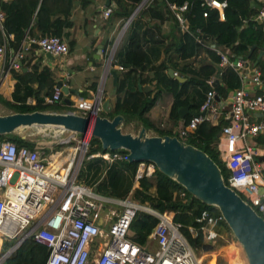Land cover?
I'll use <instances>...</instances> for the list:
<instances>
[{"label":"built area","instance_id":"built-area-1","mask_svg":"<svg viewBox=\"0 0 264 264\" xmlns=\"http://www.w3.org/2000/svg\"><path fill=\"white\" fill-rule=\"evenodd\" d=\"M165 1L181 31H188L186 16L190 3ZM203 1L208 7L217 9L222 18L227 1ZM152 2L142 0L136 10ZM112 9L111 5L107 6L104 15H109ZM3 20L4 14L0 11V32L3 34L0 39V85L10 71L21 68L22 59L31 43L37 44L42 52L56 57L69 51L65 40L47 34L38 39L28 38V43L23 41L19 49L8 56ZM129 20L130 17L121 28L118 39ZM253 20L264 24V9L261 8ZM196 31L194 37L201 49L210 47L214 50L219 56L218 66L233 69L240 84L227 97L225 105H219L212 85L215 76L207 79L210 89L200 106V114L191 116L186 123L182 119L175 135L182 140L193 133L201 122L208 120L221 124L222 120L217 147L219 158L229 171L227 182H224L264 217V192L260 191L261 187L264 189V166L258 160L264 150L258 144V138L264 135V71L258 63L246 56L236 55L227 47L211 44L206 34L200 29ZM262 50L260 59L264 63ZM114 52L115 45L107 53L108 69ZM122 69L119 66V70ZM173 73L176 75V72ZM62 96L61 88L54 85L52 94L45 96L44 102L59 103ZM103 100L101 91L90 97H78L70 111L95 116L103 111ZM260 113L262 117H258ZM25 138L33 145L32 148L18 146L15 141L0 137V264L28 238L48 247L45 264H90L93 246L98 247L94 264H200L196 248L181 231L180 224L173 220L174 211L162 212L148 201L134 199L131 194L124 198L103 195L80 181V166L85 157H101L111 164L118 160L126 161L128 152L124 155L119 150H107L87 155L90 140L71 130H61L57 134L51 129L44 133L34 130ZM62 144V148H55ZM155 169L152 162L140 161L134 174L136 185L140 179L151 177ZM150 194L154 197L153 191ZM107 204L117 205L120 209L111 211L107 226L103 228L101 225L105 222L98 224L96 215L93 218L91 214ZM140 214L157 219L152 230L157 245L154 251L130 236L131 224ZM195 222L197 226L187 227L189 235L194 239L200 235L203 243L215 246L221 236L219 229L225 223L223 215L204 208ZM8 241H12V244L4 250Z\"/></svg>","mask_w":264,"mask_h":264},{"label":"trees","instance_id":"trees-1","mask_svg":"<svg viewBox=\"0 0 264 264\" xmlns=\"http://www.w3.org/2000/svg\"><path fill=\"white\" fill-rule=\"evenodd\" d=\"M75 0H3L0 1V11L4 14L3 32L8 40V48L16 51L26 38H35L47 34L56 35L60 38L67 37L69 29L74 25L71 18V11ZM120 12L117 14L128 17L135 8V4L141 0H131L134 3H126L125 0H116ZM178 4L185 1L190 3L187 13L188 31L183 32L181 38L177 40V58L187 61L197 54L201 45L197 43L194 35L196 29H200L210 38V43L216 46L227 47L236 55L246 56L252 61H256L259 49H264V24L257 23L252 17L255 16L259 9L252 4V0H225L227 6L222 11V18L219 11L215 8L208 7L203 0H171ZM224 1V0H220ZM254 2L261 6L256 0ZM160 6L163 8L161 10ZM165 6V8H164ZM151 17L163 16L170 13L166 6L165 0H153L150 6L143 10ZM157 12V13H156ZM206 13V16L204 15ZM177 22V21H176ZM178 24V23H177ZM3 37L0 32V39ZM74 41H69V48H73ZM37 44L31 43L30 49L37 48ZM253 47L252 50H250ZM205 50L210 56V61L202 59L200 65L178 63L173 57H169L168 63L161 62L154 67L152 77L146 76L144 79L142 73H139L141 81L155 80V93L150 97V92H143L138 89L134 79L138 68L144 69L146 62V52L143 47V39L139 33H134L129 39L125 52L117 54L118 61L122 66L121 76L116 83V102L111 110V115L122 113L125 116L124 125L129 122L130 118L137 117L146 127H153L149 123L145 114L154 105L158 94L166 90L172 94L173 102L169 112V118L175 122L180 120L178 109L182 106L189 105L190 109L198 112L202 105L210 85L206 82L210 77L217 73L219 56L210 47ZM26 59V60H25ZM31 58L27 59L25 55L22 64L30 67V70L13 72L14 89L11 100L0 98V101L11 112H32V111H62L64 106L59 103L49 104L44 102V97L52 94L54 85H56L53 72L47 67H39V64L31 63ZM264 71L263 59L257 62ZM184 77V81L172 78L168 74V69ZM36 83L37 86L33 87ZM239 78L235 71L230 67L221 69L219 83L214 86L215 92L221 99L239 86ZM121 94L123 96H121ZM34 98L35 102H28V98ZM104 114V112L102 113ZM104 116V115H103ZM187 114L183 118L186 123L190 119ZM223 121L221 120V124ZM221 124H213L210 121L201 122L196 130L183 137L182 140L206 152L221 168L224 180L227 182L229 171L225 163L219 158L217 143L219 140L218 132ZM159 135H171L170 132L158 130ZM264 136V135H263ZM258 138L260 143H264V137ZM15 141L18 146H28L32 144L27 138H22L18 133L1 135ZM89 154L96 152L101 147L98 138L91 136ZM118 151V150H117ZM124 155L125 149H119ZM139 162L122 161L111 163L103 175L96 179L99 189L111 190L113 193H119L117 198H124L127 195L140 201H148L151 205L160 211H174L173 220L179 223L181 231L188 237L192 244L193 239L187 230L190 225L197 226L195 218L204 208L215 213L219 210L215 207L207 206L194 197L181 185L155 169L151 177H144L138 182V187H132L134 174ZM124 166L128 169L131 178L124 175L118 166ZM95 176V175H92ZM129 179V180H128ZM125 182V187L121 186ZM154 192V197L150 192ZM100 193V191H98ZM102 194V193H101ZM104 195V194H103ZM108 196V195H107ZM113 197V196H112ZM116 198V197H115ZM157 223L155 217L147 214L137 215L131 224L133 235L131 238L139 244H145L146 239L152 232ZM226 225V223H224ZM221 232V229H219ZM230 231V230H229ZM198 243L202 242V237H195ZM6 244V243H5ZM5 247V245H4ZM48 256V247L33 238L24 240L11 256L6 258L1 264H45Z\"/></svg>","mask_w":264,"mask_h":264},{"label":"crops","instance_id":"crops-1","mask_svg":"<svg viewBox=\"0 0 264 264\" xmlns=\"http://www.w3.org/2000/svg\"><path fill=\"white\" fill-rule=\"evenodd\" d=\"M125 1L126 3L130 4L134 3L131 0ZM256 1L261 4V6L256 4L254 0H252V2L255 3L254 6H257L259 11L261 10V8L264 9V0ZM139 3L135 4V8L133 11L136 10V7ZM107 4L108 6L111 5L113 9L109 15L105 16L104 11L107 7ZM150 4H146L140 10H136L134 15L132 11L130 16L125 18L117 14L118 12H120V8L118 7V3L116 0H75L71 11V18L74 22V25L69 29L68 36L62 37V39L65 40L68 45L69 41H74V47L71 49L69 48L68 53L60 57L44 53L39 50L38 47L33 49L32 51L29 47L25 55L27 56V59L31 58V63L37 62L40 68H49L53 72L55 82L63 81V84L67 85L70 88L78 90V94L70 92L66 96L70 100V104L64 101L65 95L63 94L62 100L59 103L64 106V109L62 111L72 110L73 103L78 97H90L92 94L98 91L102 92L104 98L103 101L107 100L109 102L108 107H114L117 98L115 90L116 83L122 72V70H119V66L121 65L118 61L117 54L119 52H125L129 39L135 32L139 33L141 38L143 39V47L146 52L147 58L144 69H137L138 72L136 71L137 76L134 81L140 91H143L145 93L150 92V97H152L155 93L156 89L154 86L156 81L152 79L147 82H142L139 78L140 72L142 73L141 75L144 79H146V76L152 77L155 70L154 67L161 62L168 63L169 57L175 58L174 60L180 64L188 62L192 64V66L200 65L202 59H204L205 61H210V56L207 54V51L203 49H200L197 54L189 58L187 61L178 59V47L176 43L177 40L181 38L183 32L179 28L172 14L166 13L158 18L151 17L147 13H144L143 10L146 7L150 6ZM160 8L163 11V8L161 6ZM255 16H253L252 19H254ZM129 17L130 20L128 21V26L124 30L123 35L118 39L120 30L127 22ZM24 43H28V38L24 40ZM99 45H102L100 52ZM114 45L115 52L110 69L120 71L117 80L114 79L113 75L108 73V67H106L108 66V64H106L107 53ZM260 50L261 49H259V51ZM13 52V49L8 48V56ZM21 70H30V67H26L25 65L21 64V68L19 70H12L8 75L4 77L0 85V98L11 100L14 83L16 82V79H14L12 73L20 72ZM173 72H176V75H174V77L179 76L183 79L182 81L185 80V78L180 76L177 71L173 70ZM36 86L37 84L34 83L33 87ZM143 87H145L146 90H142ZM230 93L227 95V97L230 95ZM121 96L123 95L121 94ZM227 97L225 99H221L219 97L217 98L216 102L219 105H225ZM32 100H34V98H28V101ZM172 102L173 97L170 92L162 90L158 94L154 105L145 114V117L153 126L146 127L149 134L159 135L158 130L170 132L171 135L176 134L177 126L182 121V119L180 118L178 122H175L169 118V112ZM2 106H4V104L0 101V108H2ZM185 106L188 107V111L196 113L190 109L189 105ZM1 112H3V109L1 110ZM187 114L189 113L185 112V115ZM258 117H262V114H259ZM132 123H134L135 125L139 124L141 126L142 122L137 117H133L130 118L129 122L125 125ZM140 126H138V131L140 130ZM138 131L127 133L136 134L138 133ZM262 136L263 135H261L259 139L262 138ZM258 144L264 148V143H260L258 141ZM258 160H260V162H262V165L264 166V150H262V156H260ZM103 175L101 176V179L103 178ZM95 183L97 184L96 181ZM132 187L133 189L138 187V183L137 185L136 183H133ZM115 209L119 210L120 208L105 207L99 209L98 211H100V213L96 212L95 214L96 222L98 224H102V222H105V224L101 225L103 228H105L107 226L109 218L111 217V211H116ZM152 234L153 233L151 232L146 239L145 244H141L150 251H154L157 247ZM218 239H224V237H222V233ZM228 246H230V243ZM97 249L98 247L96 246H93L91 248L90 258L93 255V261L97 256ZM213 249L216 250L218 248L215 245ZM236 252L238 253V255L240 254L239 248H236Z\"/></svg>","mask_w":264,"mask_h":264},{"label":"water","instance_id":"water-1","mask_svg":"<svg viewBox=\"0 0 264 264\" xmlns=\"http://www.w3.org/2000/svg\"><path fill=\"white\" fill-rule=\"evenodd\" d=\"M109 4V3H108ZM107 4V6H108ZM255 5L254 2H252ZM260 8V7H259ZM102 45H99V52ZM253 47L250 49L252 50ZM263 50L259 51L255 63L262 56ZM22 64V62H21ZM221 68L217 67V73L213 86L219 83ZM108 73L118 79L119 70L108 69ZM174 77L172 69L168 70ZM174 78L182 81L179 76ZM65 95L64 101L70 104L66 97L70 92L78 94V90L57 81ZM142 90H146L145 87ZM217 99V96H216ZM109 102L103 101V111L110 112ZM188 107L178 109L181 119L185 112L191 116L200 113L188 111ZM261 115V113H260ZM125 116L122 113L114 114L112 117L101 114L92 116L81 115L73 111H32L12 112L0 114V134L15 133L34 126L37 133H44L48 129L57 133L61 130H71L85 136L90 132L91 136L97 137L103 151L127 150L126 161L152 162L156 169L185 188L192 197L201 203L215 207L223 215L225 223L240 244L247 264H264V217L247 203L234 189L224 182L220 166L203 150L179 139L177 135H151L146 126L141 125L138 133H125L122 131ZM220 132H218L219 136ZM25 138V135H21ZM264 192L263 187L260 188ZM195 248L201 247L205 251L214 248L209 243H198L193 239Z\"/></svg>","mask_w":264,"mask_h":264},{"label":"rangeland","instance_id":"rangeland-1","mask_svg":"<svg viewBox=\"0 0 264 264\" xmlns=\"http://www.w3.org/2000/svg\"><path fill=\"white\" fill-rule=\"evenodd\" d=\"M3 109V112H1V110ZM104 112V114H102ZM12 113L11 109L7 108L6 106H2V108H0V114H9ZM110 112H106V111H102L100 114L104 115V116H108V117H112L113 115L110 114ZM138 125H135L134 123L132 124H128V125H123L122 126V131L127 133V132H137L138 131ZM36 130V128H27L24 130H19L16 131L15 133H18L20 135H29L32 134V132ZM154 132V131H153ZM155 133V132H154ZM85 137L87 139H91V134L90 132L87 133L85 135ZM97 138V137H96ZM64 145H56L55 148H62ZM98 151H103L102 148H97L96 152ZM94 152V153H96ZM89 155V153L87 154ZM115 163L117 162H122V161H114ZM112 162V163H114ZM111 166L106 160L102 159L101 157H93V158H89V157H85L83 162L81 163L80 166V176L79 179L80 181H82L84 184H87L89 186H91L95 191H100V193L104 194V195H108V196H113L116 197L120 196L119 193H113L111 192V190H102L99 189V186L95 183L96 179L98 177H101L106 170L108 169V167ZM119 169H121V171L124 173V175L126 177H128L129 179L131 178V175L129 174L128 169H126V167L120 165L118 166ZM95 175V176H92ZM128 179V180H129ZM123 184L121 186V188L123 189L125 187V182L122 181ZM106 207H115L118 208L117 205H113V204H107ZM97 213H100V211H97ZM96 211L93 212L91 214V217H95ZM221 229V233H222V237H224V239H218L216 246L218 249H211L208 251H205L203 248L198 247L195 249L196 255L197 257H199L200 264H247L246 261V257L242 252L241 246L240 244L237 242L236 238L233 236L232 232L229 231L230 229L228 228L227 224L226 225H222ZM130 236L133 235V231L131 232L130 229ZM231 235V238H230ZM235 241L233 242L232 241ZM230 243V246L229 243ZM233 243V244H232ZM12 244V241H8L5 244V248L4 250L10 245ZM227 246V247H225ZM236 248H239V255L236 252ZM235 250V251H233ZM238 251V250H237ZM94 256L92 255L90 258V264H94Z\"/></svg>","mask_w":264,"mask_h":264},{"label":"bare ground","instance_id":"bare-ground-1","mask_svg":"<svg viewBox=\"0 0 264 264\" xmlns=\"http://www.w3.org/2000/svg\"><path fill=\"white\" fill-rule=\"evenodd\" d=\"M35 128H41V127H44V126H34ZM54 133V132H53ZM58 133V132H57ZM57 133H54V134H57ZM56 137V136H55Z\"/></svg>","mask_w":264,"mask_h":264},{"label":"clouds","instance_id":"clouds-1","mask_svg":"<svg viewBox=\"0 0 264 264\" xmlns=\"http://www.w3.org/2000/svg\"><path fill=\"white\" fill-rule=\"evenodd\" d=\"M214 79H215V77H214ZM214 82V81H213ZM216 96H217V94H216ZM217 98H218V96H217ZM197 113V112H196ZM219 132H220V130H219ZM219 137V136H218Z\"/></svg>","mask_w":264,"mask_h":264}]
</instances>
